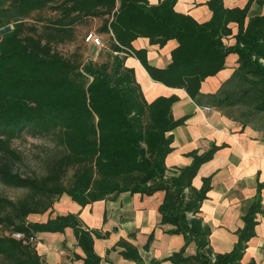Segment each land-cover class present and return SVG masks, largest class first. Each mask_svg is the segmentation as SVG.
<instances>
[{"label":"trees","instance_id":"trees-1","mask_svg":"<svg viewBox=\"0 0 264 264\" xmlns=\"http://www.w3.org/2000/svg\"><path fill=\"white\" fill-rule=\"evenodd\" d=\"M118 1L116 6V0H0V27L11 20L8 9L23 16L34 8H49L58 15L41 29L20 21L0 34V135H51L65 150L41 176L13 171L14 154L0 157V181L32 191L15 201L0 195V264H43L33 243L35 232L67 225L74 228L84 251L82 264H100L93 248L92 232H97L83 228L75 214H57L45 221H28L27 215L46 211L51 198L61 193L86 204L121 191L150 194L158 189L165 193L159 205L162 221L173 224L171 231L194 239L200 248L193 255L172 253L175 264H237L253 234L259 194L247 207L234 248L215 254L212 261L201 251L208 243L209 228L197 215L209 178L199 189H193L191 180L216 147L192 153V161L177 175L165 177L164 157L173 137L168 131L183 121L171 114L176 97L146 101L124 58L131 49L154 79L183 87L199 100L200 81L223 67L228 52H237L238 66L230 78L204 97L217 106L239 104L243 123L259 126L264 124V14L250 17L244 25L252 0L243 9L209 0L211 19L198 23L174 11L176 0L156 5L147 0ZM258 2L264 5V0ZM90 17L102 19L98 31L108 34L109 59L82 63L61 54L56 45L73 40L77 24ZM230 22L238 26L236 41L225 46L221 36L231 31ZM137 36L158 44L176 38L171 61L165 67L148 64L145 49L132 48ZM70 167L76 168L75 181L65 188L61 178ZM122 243L123 255L140 261L135 247Z\"/></svg>","mask_w":264,"mask_h":264},{"label":"crops","instance_id":"crops-1","mask_svg":"<svg viewBox=\"0 0 264 264\" xmlns=\"http://www.w3.org/2000/svg\"><path fill=\"white\" fill-rule=\"evenodd\" d=\"M161 1L147 0L150 5ZM208 1L176 0L173 9L198 23H204L212 16ZM118 2L116 0V6ZM222 2L228 9H243L248 0ZM263 14L264 5L252 0L244 25L250 17ZM228 26L231 31L221 36L225 46L235 43L238 30L235 22L228 23ZM84 44L94 59L98 45L88 41ZM131 44L132 48L145 49L148 64L165 67L171 61L172 49L178 42L176 38H169L164 44L151 43L147 36H137ZM124 65L132 68L146 101L157 96L176 97L171 104V114L175 119L183 118V121L168 131L173 137L172 148L164 157L165 177L177 175L192 161V153L216 147L212 156L200 164L191 180L193 189H199L203 180L209 178V188L197 212L202 224L209 228L208 243L201 251L209 254L212 261L215 254L230 252L244 225L247 207L259 194L260 210L255 213L253 234L246 241L237 264H264V126L244 124L239 104L217 106L204 97L215 92L230 78L238 66V53L228 52L223 67L200 81L202 96L198 97L199 100L192 98L183 87L154 79L131 49L125 54ZM205 105L210 108H204ZM164 194L163 189L150 194L126 190L80 204L63 193L52 209L38 221L57 214H75L83 228L97 232H92L93 248L100 256V264H149L153 260L154 264H175L172 253L193 255L200 248L194 239L186 240L183 233L171 231L173 224L162 221L159 205ZM27 220L34 219L27 216ZM122 242L135 247L140 261L123 255L125 245ZM33 243L43 264H82L84 251L70 225L62 230L37 231Z\"/></svg>","mask_w":264,"mask_h":264},{"label":"rangeland","instance_id":"rangeland-1","mask_svg":"<svg viewBox=\"0 0 264 264\" xmlns=\"http://www.w3.org/2000/svg\"><path fill=\"white\" fill-rule=\"evenodd\" d=\"M7 15H9V18H11V20L4 23L2 27L9 25V30H12L15 27L16 23L20 21H23L27 25L35 24L38 28L41 29L42 25L44 23H47L49 19H53L54 17L58 16L57 13L53 12L49 8H34L29 14H25L23 16H21V14H19L14 9H8ZM101 23L102 19H93L92 17L82 20V22L77 24L76 26L75 38L70 41L58 43L56 45V49L64 56L72 58L74 60L76 59L82 63L86 62L89 59H93L89 54L86 45L84 44V35L87 31L91 30L99 33L102 41L101 44L98 45V51L96 50V57L93 60L100 62L102 60L109 59L110 54L108 55V35L106 33L98 31V27ZM26 32L27 29H24L22 33ZM256 116L257 115H255V117ZM260 125L264 126L263 123ZM5 148H9V152L6 153L4 151ZM63 151L65 152L63 145L58 144L51 135H31L29 133H22L20 136L13 138L0 135V157H4V153L9 156H11V154H14L11 157L12 170L20 173L21 175L29 174L41 176L45 174L48 171L49 164L62 153H64ZM75 171V167H70L63 173V176L61 178V183L63 184L62 186L67 188L75 181ZM90 186L92 187L91 184ZM86 187H88V185ZM31 192L32 191L28 188L10 186L0 181V195L9 200L15 201L19 198L27 196ZM62 194L63 193L57 194L51 198L52 206L49 207L46 211L29 213L27 216L34 219L30 221L41 220L40 218H42V215L46 214L52 209L54 202ZM5 210L6 209L2 211Z\"/></svg>","mask_w":264,"mask_h":264},{"label":"built area","instance_id":"built-area-1","mask_svg":"<svg viewBox=\"0 0 264 264\" xmlns=\"http://www.w3.org/2000/svg\"><path fill=\"white\" fill-rule=\"evenodd\" d=\"M84 40L88 41V42H92V43H94L96 45H100L101 42H102L100 36L97 33H95L94 31H91V30H89V31H87L85 33ZM204 108L209 109L210 106L209 105H205ZM12 235L15 236V237H19L20 233L19 232H13Z\"/></svg>","mask_w":264,"mask_h":264},{"label":"water","instance_id":"water-1","mask_svg":"<svg viewBox=\"0 0 264 264\" xmlns=\"http://www.w3.org/2000/svg\"><path fill=\"white\" fill-rule=\"evenodd\" d=\"M9 29H10V26H9V25H6V26H4V27H0V34H1L2 32H4V31L9 30Z\"/></svg>","mask_w":264,"mask_h":264}]
</instances>
